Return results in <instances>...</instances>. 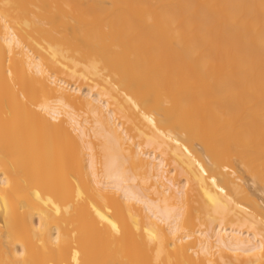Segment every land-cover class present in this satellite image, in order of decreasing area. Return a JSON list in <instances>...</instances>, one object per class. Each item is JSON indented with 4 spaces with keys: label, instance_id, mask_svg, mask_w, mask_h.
I'll return each instance as SVG.
<instances>
[{
    "label": "bare ground",
    "instance_id": "obj_1",
    "mask_svg": "<svg viewBox=\"0 0 264 264\" xmlns=\"http://www.w3.org/2000/svg\"><path fill=\"white\" fill-rule=\"evenodd\" d=\"M239 167L264 0H0V264H264Z\"/></svg>",
    "mask_w": 264,
    "mask_h": 264
},
{
    "label": "rangeland",
    "instance_id": "obj_2",
    "mask_svg": "<svg viewBox=\"0 0 264 264\" xmlns=\"http://www.w3.org/2000/svg\"><path fill=\"white\" fill-rule=\"evenodd\" d=\"M196 148L198 150L201 149V147L199 145H196ZM241 167L238 168V173L241 175L242 177V184L244 185V188L246 190V193L252 195L253 197H255L258 202L260 203V205L263 207V215H264V191L262 190V187L259 186L258 184L254 183V181L251 179L250 175L246 172H244L243 170L240 169Z\"/></svg>",
    "mask_w": 264,
    "mask_h": 264
}]
</instances>
